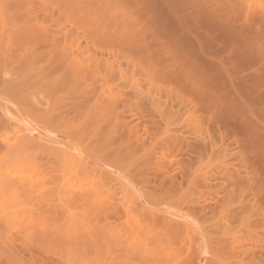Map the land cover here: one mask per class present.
<instances>
[{"label":"rangeland","instance_id":"rangeland-1","mask_svg":"<svg viewBox=\"0 0 264 264\" xmlns=\"http://www.w3.org/2000/svg\"><path fill=\"white\" fill-rule=\"evenodd\" d=\"M7 145L0 264H264V0H0Z\"/></svg>","mask_w":264,"mask_h":264},{"label":"bare ground","instance_id":"bare-ground-1","mask_svg":"<svg viewBox=\"0 0 264 264\" xmlns=\"http://www.w3.org/2000/svg\"><path fill=\"white\" fill-rule=\"evenodd\" d=\"M29 140H26V141H24V145H23V143H22V145L23 146H25V147H27L28 145H29V143L31 142V140H30V137L28 138ZM28 144V145H27ZM20 146V145H16V146H19V148L18 147H15V146H9V145H7V146H5L4 147V149L2 150V151H0V153H2L4 156H12V158L14 157V155L15 154H20V152L19 151H22L23 150V146ZM27 145V146H26ZM20 147H21V149H20ZM23 147V148H22ZM19 152V153H18ZM0 155V156H2L3 157V155ZM18 157V156H17ZM11 158V157H10ZM11 163H12V161H11ZM78 174V176L77 177H79V173H77ZM37 180V179H36ZM27 182L30 184V185H32L33 187H36V188H44L45 187V185H44V183L42 182V184L44 185V187H42L43 185L40 183V181L39 180H37V181H34L32 178L31 179H28L27 180ZM40 183V184H37V183ZM87 195H83V198L84 197H86Z\"/></svg>","mask_w":264,"mask_h":264}]
</instances>
